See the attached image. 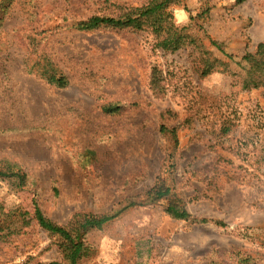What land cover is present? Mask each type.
Segmentation results:
<instances>
[{
	"label": "rangeland",
	"instance_id": "1",
	"mask_svg": "<svg viewBox=\"0 0 264 264\" xmlns=\"http://www.w3.org/2000/svg\"><path fill=\"white\" fill-rule=\"evenodd\" d=\"M147 1L0 0V160L30 177L0 181V209L20 221L39 206L67 225L143 203L88 233L80 264H264V87H242L262 74L244 57L264 43V0H181L170 11L191 38L176 53L145 32L74 28ZM42 53L67 88L33 67ZM214 59L223 66L203 76ZM162 126L178 129L173 158ZM157 183L172 194L148 205ZM176 200L191 220L167 214ZM20 229L0 264L62 260L34 221Z\"/></svg>",
	"mask_w": 264,
	"mask_h": 264
},
{
	"label": "trees",
	"instance_id": "2",
	"mask_svg": "<svg viewBox=\"0 0 264 264\" xmlns=\"http://www.w3.org/2000/svg\"><path fill=\"white\" fill-rule=\"evenodd\" d=\"M247 0H236L237 4H243ZM181 0H148L139 7L123 8L116 15L93 16L87 20L75 24L74 28L82 32H94L101 29H111L117 31L131 30L133 32L149 33L155 39V49L161 52L176 53L189 43L191 38L185 31V28H179L174 22L173 14L170 8L179 4ZM209 12V11H207ZM191 43V42H190ZM40 61L33 60V67H37L42 77L51 85L57 88H67L69 81L64 74L56 67L52 59L45 53L40 54ZM244 60L260 65L262 74L257 78L249 77L242 83L245 90L261 89L264 87V43L258 45L257 51L247 53ZM203 76L210 75L213 71L223 64L219 60L206 61ZM230 127L224 125L223 132L227 134ZM161 133L164 134L171 143V154L174 157L180 141L178 138V129L161 127ZM30 177L18 163L8 159L0 160V181H6L14 187L22 188L27 185ZM172 194L170 187H165L157 183L148 193L146 204L152 205L161 200L169 198ZM143 203L132 201L126 207L112 210L110 213L99 215L87 212L76 213L67 225H59L48 219L44 212L35 207L34 212H21L20 221H10V217L0 209V243H5L11 237L20 231V226H27L30 222H35L52 239L57 240V249L62 256L61 261H53L49 264H80L81 260L87 258L90 248L86 245L85 236L94 230H102L108 223L116 220L122 213L128 209L140 206ZM167 214L179 221H189L191 214L181 201H171L166 210ZM195 225H207L215 223L219 227H225L222 222H214L206 218L193 219ZM20 264H33L25 262Z\"/></svg>",
	"mask_w": 264,
	"mask_h": 264
}]
</instances>
